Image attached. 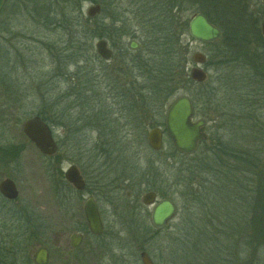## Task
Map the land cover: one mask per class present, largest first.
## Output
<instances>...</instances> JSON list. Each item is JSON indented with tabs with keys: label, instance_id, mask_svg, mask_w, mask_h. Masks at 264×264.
<instances>
[{
	"label": "rangeland",
	"instance_id": "1",
	"mask_svg": "<svg viewBox=\"0 0 264 264\" xmlns=\"http://www.w3.org/2000/svg\"><path fill=\"white\" fill-rule=\"evenodd\" d=\"M19 1L21 7L17 12H12L9 7L1 19V25H11V29L0 37V149H5L0 178L8 174L17 177L18 202L34 213L37 220L30 223L43 232L42 235L22 237V245L28 242L27 256L31 257L38 246L45 245L50 250L48 264H141V249L149 254L154 264H264V236L259 238L260 234L254 231L255 226L250 222L246 223L248 231L258 239L251 237L252 244L248 248L242 246L238 235L201 236L188 231L189 221L193 217L213 214L208 204L213 200L206 193L209 190L205 179L207 176L201 173L205 172L208 164L213 163L210 154L212 143L206 140L197 152L191 154L178 152L166 135L159 150L151 149L147 143L150 128L163 125L168 105L180 95L192 100L195 118L210 120L206 122L207 126L213 124L211 119L215 118L214 115L223 114L225 109L230 111L243 106L245 113L249 110L253 114L254 111L259 116L261 135L255 134L258 124L248 118H245L241 133L230 132L220 123H216L218 128L215 132L209 128L210 132L206 133L210 140L213 138L232 151L229 158L220 156L223 163L235 165L231 159L237 157L236 151L244 150L249 155L257 156L256 165L260 168L264 161V79L255 76L251 64H246L248 61L240 58L243 65H221L215 57L219 50L218 43H189L186 40V63H183V68L189 80L181 84L180 80L177 81L179 74L173 76L175 83L181 87L164 107L159 106V113L152 112L142 103L132 102L130 93V135L114 139L108 136L114 129L103 128L99 132L97 126L103 127L106 113L114 120L118 108L129 109L126 102L128 97L125 99L123 95L126 91L115 82L133 78L135 72L126 69L125 64H130V59L142 49L144 39V43L148 44L159 37L155 25L160 24L162 18L157 17V3H164L165 0H83L80 8L74 5L75 2L71 5L65 1L66 7H71L70 19L79 33L84 20L90 19L86 14L87 8L96 3L101 7L96 16L103 24L107 25L112 16L119 15L116 18L122 19V22L117 26L121 31L132 33L122 38L119 34L102 37L113 51V56L107 61L95 51L98 36L83 42V53L75 60H69L67 54L65 60H61L59 54L64 53L62 48L69 38L64 30L48 28L41 20L43 12L48 13L51 8V0ZM175 1L187 10L184 14L186 20L193 14V9H189L191 5L199 10L207 8L204 2L198 0ZM114 5L120 9L118 6L115 9ZM247 5L248 13H252L253 18L258 22L264 19V3L247 0ZM34 9L41 14H36ZM217 22L222 28L227 27L225 30L228 32L234 30L231 21ZM247 27L245 25L246 32L249 30ZM146 35L148 37L144 38ZM250 37L246 34L244 39L248 38L249 41ZM130 39L138 41L137 49L127 47ZM46 43H53L59 54L54 48L49 50ZM250 47L254 48V43ZM126 48L131 51L129 54L124 51ZM195 51L206 56L200 66L206 78L200 83L189 77L190 69L194 66L191 54ZM88 78H93L95 84L92 88L97 94L96 100L90 104L85 102L84 96L92 94L84 91L82 86V82ZM119 90L124 92L118 94ZM153 108L158 110L157 106ZM98 110H101L103 117L101 123L95 117ZM38 111L49 113L47 115L58 144L57 155L51 159L42 157L22 131L24 121ZM133 113L136 117H133ZM115 122L118 126L123 120L117 118ZM202 154L207 156L203 158ZM70 164L80 169L86 182L96 181L103 190L102 193L98 192L103 234L97 237L83 229V239L74 249L69 246L68 236L83 226L82 205L87 195L82 197L65 182L63 171ZM234 167L243 169L242 165ZM244 170L246 175L252 176L253 170L247 167ZM119 184L124 186L120 193L109 197V191ZM197 185L202 188H197ZM126 190L131 192L129 199L134 202H140L147 190L155 191L157 197L171 199L177 206V212L167 228L157 234L143 233L144 226L149 224L150 208L143 206L140 215L127 216L128 201L123 197ZM191 197H200V202L195 203ZM198 206L203 207L197 209ZM115 212L123 215L117 216ZM212 240L219 245L213 244ZM185 249L194 250L195 259L191 257L192 252Z\"/></svg>",
	"mask_w": 264,
	"mask_h": 264
},
{
	"label": "trees",
	"instance_id": "2",
	"mask_svg": "<svg viewBox=\"0 0 264 264\" xmlns=\"http://www.w3.org/2000/svg\"><path fill=\"white\" fill-rule=\"evenodd\" d=\"M65 1L70 2L71 5L75 2L74 5L80 8L83 0H51L50 10L48 13L46 11L43 12L44 15L42 14L41 18L44 26H49L48 28H60L65 31L66 36L69 38L70 43L67 41L68 43L62 48V51L64 52L62 55L56 51V46L53 43H46L49 50L54 48L56 53L59 54L61 60H65V54H67L69 60H75L74 58L83 53L84 49L82 50L81 48L84 46L83 42L96 36L106 38V36L113 37L114 35L116 36L119 34L122 38L123 36L132 34L130 31H121L120 27L117 26V24L122 22L120 21L122 19L116 18L119 15L112 16L107 25L103 24L97 16L90 19L86 18L84 20V26H81L82 30L80 31V34L70 19L71 7L68 9ZM148 1L149 0H147V2ZM198 1L205 3L207 7L206 10H203L202 8L199 10V8H193V5H191L192 7L189 8L190 11L193 9L192 13L197 11L203 12L209 21L218 25L223 31L221 39L214 42V44L218 43L219 45V50L216 51L215 55L218 62L221 65L225 64L228 66L235 63H241V65H243L240 58H244L245 61H248L246 64H251L250 67L254 70L255 76L264 79V39L259 31V22L246 12L243 5L244 1ZM10 3H12V5ZM157 4L159 7L157 8V17L158 19L162 18V22L155 25L159 37L153 39V42H149L148 44L144 43V39L142 42V49H139V52L137 51L138 54L130 59V64H128L126 68L131 72H135V74L133 73V81L130 88L133 101L130 97L127 99L126 92L123 94L125 99L131 100L135 103H142L143 106H146L152 112L154 106H157V109H159L160 105L164 107L170 98L173 97L176 90L181 87L176 84L177 82L175 83V79H173L174 75L177 73L179 74L177 81L180 80L181 84L189 80L183 68V63H186L185 42L187 40L186 30L188 22V19H184V14L187 10L183 9L181 3H177L175 0H165L164 3ZM117 6L118 5H114L115 9ZM9 7L11 11L15 13L21 7V3L19 0L5 1L0 11V37L3 33L11 29V25H1L2 16ZM121 7L123 8V6ZM118 9H120L119 6ZM33 11L36 14H41L36 9ZM217 21H231L233 26H235L232 27L234 30L231 31V28V32H228L225 30L227 27L222 28ZM93 25H95V27ZM245 25L249 28L248 32H246ZM90 26H93V28ZM245 33L251 36L249 41L248 38L244 39V37H246ZM82 36H84L83 39ZM147 37L148 35L144 38ZM79 39L82 41L77 43V40ZM251 43H254V48L250 47ZM124 51L127 54L131 52L127 48ZM174 58H176V60ZM178 66H180L178 69L179 72L177 71ZM119 69L121 70V67H119ZM88 73L90 74V72ZM248 78L249 77L247 76L246 79ZM92 80L91 78H88L82 82L84 91L87 90V92H91L89 94H92L89 95V97L84 96L87 104H90L91 101L94 102L97 98V94L94 93L92 88V85L95 84V82ZM122 92L124 91L119 90L118 94H121ZM133 106L135 107V105ZM48 108L49 107L46 109L47 111H49ZM47 111H38L37 115L52 125L49 116L47 115L49 114ZM52 115L53 113H51V116ZM57 117H59V115H57ZM133 117H136L135 113H133ZM258 117L259 116H257L254 111L253 114L249 110L245 113V118L251 119L250 121H254L256 124H258L259 121ZM259 125L260 124L255 127L257 130L255 133L256 135L262 134V128H259ZM204 143H206L205 140H201L195 152H197L200 145ZM210 147V154L212 155L213 163L208 164L205 172L201 173H206L207 176V178H205L206 185L210 191L206 190V193L207 197H212L213 202L211 201V203L208 204L210 206V211L213 214L210 215L206 213V217H202L201 215L199 217H193L192 221H189L190 228L188 231L192 233L194 232V235L201 236L223 234L230 237L231 235H238V239L242 242V246H247V248L251 247L252 241H250V238L255 237L256 235H253L248 231L249 229L246 223L250 222L255 226L254 231L260 234L259 238L264 236V161L260 164V168H258L256 165L257 156H252L244 150H239L236 151L237 154H235L236 152L234 153L237 156L235 157L236 159H231L235 165L231 163L225 164L221 161L220 156H228L229 158V155H232V151L225 148V146L219 141ZM243 155H245V158ZM205 156H207V154H204L203 158ZM236 165H242L243 169L234 167ZM245 167L253 170L251 177L246 175V170H244ZM210 172L213 176L212 180L209 176ZM197 188L202 187L197 185ZM191 198L195 203L200 202V197ZM200 207L203 206H198L196 208L198 209ZM184 220L186 221V218H184ZM181 230L182 229H179L178 231ZM149 234H157V231L152 232L150 230L147 235ZM255 238L258 239V237ZM205 239L207 238L205 237ZM234 241L235 240L233 239V242ZM212 242L213 244L219 245L215 240H212ZM186 250L192 252V258L195 257L194 250L185 249L184 251Z\"/></svg>",
	"mask_w": 264,
	"mask_h": 264
},
{
	"label": "water",
	"instance_id": "3",
	"mask_svg": "<svg viewBox=\"0 0 264 264\" xmlns=\"http://www.w3.org/2000/svg\"><path fill=\"white\" fill-rule=\"evenodd\" d=\"M6 0H0V11ZM264 3V0H260ZM100 12L99 4L90 5L86 14L88 17H94ZM187 33L193 41L200 43H210L221 37V31L217 26L207 20L200 12L193 14L187 24ZM260 33L264 38V19L260 22ZM96 53L104 60H108L112 55V50L108 47L107 41L103 38L95 42ZM129 49L135 50L138 43L134 40L127 42ZM205 54L195 51L191 54V60L195 64L190 69L189 76L196 82H203L206 78L205 71L200 67L205 62ZM192 104L186 95L176 97L167 107L164 117L163 127H153L147 133V143L153 150H159L163 144V134L169 137L175 149L181 153L191 154L195 151L197 142L200 139H206L207 134L204 131L205 120L198 119L192 121ZM22 131L25 136L35 145V147L44 155H54L58 146L52 135L49 126L38 116L34 115L24 121ZM64 179L70 182L76 189L81 190L84 187V181L81 178L77 168L71 165L63 172ZM0 190L7 198H15L17 191L12 180L4 179L0 182ZM144 205H153L151 209V223L157 228H164L167 223L175 216L176 206L166 197L156 199L153 191H148L142 196ZM84 214L89 231L93 234L102 233V223L97 206L93 199L89 198L84 203ZM71 244L76 246L79 237L71 235ZM142 264H154L146 251L139 253ZM35 264H47L48 253L45 247H38L33 254Z\"/></svg>",
	"mask_w": 264,
	"mask_h": 264
},
{
	"label": "flooded vegetation",
	"instance_id": "4",
	"mask_svg": "<svg viewBox=\"0 0 264 264\" xmlns=\"http://www.w3.org/2000/svg\"><path fill=\"white\" fill-rule=\"evenodd\" d=\"M244 4H245L244 5L245 10H246V12H248L247 0H244ZM197 12H200V13H202L204 15V13L201 12V11H197ZM197 12H195V13H197ZM195 13H193V14H195ZM250 16L252 17V13L250 14ZM209 22H211V21H209ZM260 22L261 21H259V23ZM212 24H214V23H212ZM214 25L219 28V30L221 31V35H222L223 34L222 29L218 25H216V24H214ZM259 31H260V29H259ZM186 35H187V40H188L189 43L194 42L189 37V35L187 33V30H186ZM130 40H135V39H130ZM137 43H138V41H137ZM107 45H108V42H107ZM138 46H139V43H138ZM111 56H113V53H112ZM126 65L128 66V64H125V67H126ZM194 66H195V64H194ZM132 81H133V78H131V79L126 78V80H123V81L122 80H116L115 83H118L119 87H121V89H123L124 91H126L127 97H129V95H130V88L132 86ZM126 102L129 104L128 105L129 106V109L123 108V110H122L121 108H118L117 109V115H116V117H115L114 120H113V118H111V116L110 117L109 116L107 117V113L105 114V116H104L105 118L102 121V124H104L103 127L100 128V127L97 126V130L99 132H101V129H103V128L105 130L114 129V131H111V133H108V136H110L111 138H114V139H116V138H127L130 135V132H129L130 130L128 128H129V125H130V123H129V116H130V113L132 114V110H130L131 109V104H130L131 100H126ZM191 103H192V101H191ZM192 108H193V112H192V117L193 118H192V120L193 121H197L198 119H202V118H195V112H194L193 103H192ZM159 111H160L159 109L156 110V108H153V112L159 113ZM113 113H116V112H110L109 114H113ZM96 114L97 115L95 117H98V119L100 120L99 122L101 123V119L103 118L102 117L101 110H98L96 112ZM164 117H165V114H164ZM214 117L215 118H212L211 119V123H213V124L210 125V126H207V124H206V122H210V120H207V119L203 118L205 120V125H204L205 132H210V129L211 130H214V132H215L217 130V128H218V125H216V123H220L221 124V127L228 128V130L230 132H234V133L235 132H238V133H241V129L243 128V126L245 124V110H244V107L243 106L238 107V109H230V111L229 110L226 111V109H225V110H223V114L220 113L219 115H214ZM117 118H118V120H123V123L121 125L120 124L118 125L119 127L116 125V122H115ZM44 122L49 126V128H50V130L52 132V135H53V137L55 139L54 131H53L52 126L49 123H47L46 121H44ZM99 122L97 123V125H99ZM114 122H115V125H114ZM157 126H159V125H157ZM153 127H156V126H152L151 128H153ZM206 140H209L212 143V145L214 143H216L213 138H211V140H210V137L208 135H207ZM199 142L200 141H198V143H197V147L199 145ZM57 146H58V144H57ZM4 151H5V149H0V170H3L2 169V166L4 164H2L1 162H3L4 159H5V156H4L5 155V152ZM37 151L40 153V155L42 157H44L46 159H51L52 157H55L57 155V152H58V150H57V152L54 155L47 156V155L42 154L38 149H37ZM71 165H74V164H70L67 168H65V171ZM74 166L77 168V170H78L81 178L84 181V187H83V189H81V190L76 189L66 179H65V182L70 187H72L74 189V191L80 193L82 195V197L84 195L85 196L87 195V197L84 196L85 198H84L83 205H82L83 217H84L83 226H81L79 229L75 230L74 232L70 233V235L68 236L69 246L71 248H73V249L76 248L77 246H79V244L81 243V241L83 239V229L85 231H87L88 233H90L92 235H95L97 237H99L100 235H102L103 234V231H104L102 213H101V209L99 207L100 197L98 195V192L99 193H102L101 192V191H103L102 190V187H101V185L99 183L97 184L96 181H93V182H90V183L86 182L84 174L81 173L80 169L76 165H74ZM209 176H210V179L212 180L213 179V176H212V173L211 172H210ZM16 178L17 177L15 175H9V174L8 175H5L2 178H0V182L2 180H4V179H10V180H12L13 183H14V186H15V190L17 191V196L15 198L10 199V198H7L6 196H4V194L0 190V264H35L34 261H33V254L34 253L32 254L31 257H28L27 256V252H26V248L27 247L26 246H27V243L28 242L25 243L24 245H22V237L29 236V234H32V235H42L43 232L37 229L38 226L32 227V225H31L32 221L37 220V218L34 215V213L33 212H29V210L26 208V205L25 206H21L19 204V202H18V199H19V189H18L17 179ZM123 187L124 186L123 185H120V184L119 185H115L114 188H112L107 195L109 197H112L113 194L117 195L118 193H120V191L123 189ZM148 191H153V190H147L144 193H146ZM153 192H155V191H153ZM143 194H142V196H143ZM155 194H156V199L157 200L160 199V198L165 197V196H163V197H157V193L156 192H155ZM142 196L140 198V202L139 201H135V202L134 201H130L129 198L131 197V192L128 191V190H126V192L123 195L124 199L128 201L127 204H126V213L125 214L127 216H133L134 214L140 215L139 212L141 210V207L145 206L146 208H150L149 211H148L149 224L144 226L145 227V231L143 233H149L150 230L152 232L157 231V233H160L161 231L165 230L166 227L161 228V229H157V228H155L152 225L150 216H151V209H152L153 205H150V206L144 205L142 203V200H141L142 199ZM89 198L93 199V201L95 202V204L97 206V209H98V212H99V215H100L101 223H102V233L101 234H98V235L97 234H93V233H91L89 231V229L87 227V222H86V219H85L84 203ZM129 201H130V203H129ZM112 206L114 208L117 207L116 205H112ZM175 206H176V204H175ZM176 208H177V206H176ZM115 214L117 216L118 215L119 216H122L123 215L120 212L119 213H116L115 212ZM124 217H126V216H124ZM30 221H31V223H30ZM71 235H75V236H78L79 237L78 244L76 246H72V244H71V242H72ZM26 241H27V239H26ZM42 246L47 249L48 260H49L50 250L45 245H40L38 247H42ZM141 251H145V250L141 249L140 252ZM47 264H48V261H47Z\"/></svg>",
	"mask_w": 264,
	"mask_h": 264
}]
</instances>
